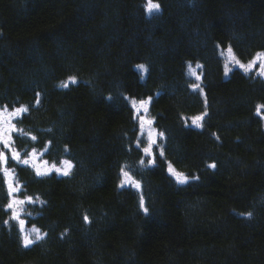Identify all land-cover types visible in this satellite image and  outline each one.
<instances>
[{"label": "trees", "instance_id": "16d2710c", "mask_svg": "<svg viewBox=\"0 0 264 264\" xmlns=\"http://www.w3.org/2000/svg\"><path fill=\"white\" fill-rule=\"evenodd\" d=\"M261 55L264 0H0L12 146L72 164L0 143V264H264Z\"/></svg>", "mask_w": 264, "mask_h": 264}, {"label": "rangeland", "instance_id": "374dc122", "mask_svg": "<svg viewBox=\"0 0 264 264\" xmlns=\"http://www.w3.org/2000/svg\"><path fill=\"white\" fill-rule=\"evenodd\" d=\"M147 7L149 11L153 10L156 8V5L153 4L152 2L148 1ZM230 64L231 62H234L235 64L239 65L240 64L237 62V60L229 54ZM246 67L247 70L253 71L256 70L258 72H263V66H264V58L263 56L257 57L255 60L251 61L247 65H243ZM197 72L194 71L192 73L193 76H197ZM201 79V78H200ZM148 106L149 102L142 101V102H137L134 103V107L136 108V113L137 115H141V131L142 135L144 136L143 138L146 140L147 144H150L149 150H152L154 147L156 141H157V132L155 131V128L152 124L151 119L148 114ZM16 113H19L17 111ZM8 118L5 116L4 112L1 113L0 116V143L4 145L7 151L11 153V156L15 159L20 161L21 163L29 166H33L36 168L39 172L41 173H51V172H56L59 175H66L68 174L71 169H72V164L69 162H64L61 164L59 167H56L54 165L48 164L49 162L45 159V152H31L26 159H21L22 153L19 152L18 150H15V148L12 146V138L10 137V133L12 130H14L13 126L9 124L7 121ZM199 119H196L194 123H199ZM174 177L178 182H186L188 181V178L184 175H181L177 172H174ZM8 183L10 184L11 188L17 187L13 175H8ZM125 185L129 186H134L136 188H139V184L133 181L130 177L127 178L125 181ZM31 202V200H24L21 201L17 198L13 199L12 205H13V212H14V217L15 219H18V221H21V215H24L25 209L27 208V203ZM25 236L29 244L37 241L42 235L40 231H38L35 228L27 229L25 230Z\"/></svg>", "mask_w": 264, "mask_h": 264}]
</instances>
